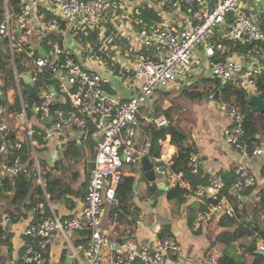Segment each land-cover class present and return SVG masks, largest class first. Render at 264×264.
Returning a JSON list of instances; mask_svg holds the SVG:
<instances>
[{
	"label": "built area",
	"instance_id": "built-area-1",
	"mask_svg": "<svg viewBox=\"0 0 264 264\" xmlns=\"http://www.w3.org/2000/svg\"><path fill=\"white\" fill-rule=\"evenodd\" d=\"M158 1L169 8L185 11L188 23L176 28L161 25L141 33L135 70L139 90L124 99L106 89L107 77L88 68L75 57L71 44L63 38L64 32H55L75 23H96L111 0H24L18 10L10 8L8 0H4L0 38L5 49L12 54L13 71L22 99L21 109L17 111L19 114L12 116L17 121L16 129L20 128L22 133L18 140H14L6 117L12 107L9 104L0 105V179L4 176L13 178L25 170L26 164L21 154L25 139L31 144L35 170L41 177L38 136L44 144H54L60 148L74 140V136L80 141L97 138L96 149L88 158L90 169L82 207L71 216L61 217L54 213L29 223L23 231L21 264H44L57 233L70 245L71 256L78 264H106L105 250L111 254L110 264H170L169 254L180 251L179 241L171 236L159 239L154 244L132 246L112 239L102 218L106 202L119 204L117 189L124 179V165H141L144 154L148 152L146 147L140 148L136 142L141 106L149 101L157 89L181 82L189 76L196 48L204 51L213 77L255 94L258 76L264 75V61L254 67H245L233 59H217L218 55L225 56L229 52L228 44L218 39V33H223V39L227 36L244 43L258 42L264 48V30L246 12L250 1L263 6L264 0ZM41 4L46 5L50 16L38 17ZM52 33L57 34L61 41L54 43L49 40L50 46L42 55L32 38L52 39L49 37ZM17 51L29 56L24 58L23 71L30 75L33 85L41 75H45L49 82L47 88H40L43 90L37 93L30 107L39 119L38 123L30 121L29 104L22 98L20 78L23 74L16 67ZM26 66L31 67L30 71L25 69ZM208 99L228 119L223 139L244 157L264 155V144L250 149L246 143L245 112L235 103L218 98L214 91L209 93ZM50 115H55L52 120L48 119ZM21 118H24V124ZM154 122L159 126L168 123L166 116L156 117ZM156 159L162 160L161 157ZM172 164L171 158L161 167L160 173L168 180L169 188L179 190L184 185V172L175 170ZM188 166L191 173L200 174L202 163L198 151L191 153ZM227 183L222 172H214L207 183L195 191L194 194L211 199L209 209L194 220L196 229L201 228L211 215H235V209L225 192ZM256 184L257 176L249 165L245 162L238 164L234 169L231 190L235 194H242ZM79 231H87L86 246L75 247L73 244L72 237ZM258 250L264 251V241L259 243ZM206 261L208 264H221L218 256H211Z\"/></svg>",
	"mask_w": 264,
	"mask_h": 264
},
{
	"label": "crops",
	"instance_id": "crops-1",
	"mask_svg": "<svg viewBox=\"0 0 264 264\" xmlns=\"http://www.w3.org/2000/svg\"><path fill=\"white\" fill-rule=\"evenodd\" d=\"M25 1L28 2L29 0ZM246 8L247 14L251 15L264 30V4L263 6L257 5L250 1ZM47 12L51 15L46 5L41 4L37 15L38 17L40 15L47 16ZM187 16L185 11L169 8L158 0H111L110 5L96 23L87 25L75 23L68 28L64 26L60 31L55 32H64L63 38L65 37L71 44L75 57L82 64L109 79L105 87L110 93L128 99L139 90L135 70L136 58L141 45V33L161 25L181 27L188 23ZM222 34L218 33V39L225 41L229 46V52L223 56L224 58L236 60L245 67H254L264 61V48L261 47L260 43L234 41L227 36H224L225 39H223ZM32 40L35 46H43L45 50H48L44 44L49 45V40L52 39L45 40L34 36ZM23 57L22 64L25 60ZM11 60L13 71L12 54ZM27 68L26 66L25 69L27 70ZM19 69L22 74L25 73L24 68L19 67ZM20 81H22L20 82L21 90L24 87L23 84L26 85L27 82L23 77L20 78ZM3 83L4 80L0 79V89L4 92L7 101L5 104H9L13 109L6 115L11 127L10 133L15 140H18L22 131L16 129L18 127L17 121L12 114H19L17 111L19 110V103H22L21 94L17 84L11 80L5 83L7 86ZM220 83L218 79H214L212 76L204 51L196 48L194 50L193 69L189 76L181 82L171 83L161 90L157 89V92L144 104L143 109H146V112L143 109L139 111L137 146L147 149L149 147V138L145 126L151 124L146 123L149 112L153 114V118H156L153 111L154 102L159 100L163 108H173L172 116L175 121H178L183 128L191 129L192 136L198 145L197 151L201 156V178L208 181L210 174L214 172L223 173L224 171H229L234 177V169L238 164L245 162L257 176V184L242 194H235L231 190L232 186L229 189L226 187L225 192L229 196L231 206L235 209V215H211L206 218L201 228L196 229L194 220L199 218L200 213L205 212L203 200L206 197L194 193L204 186V183H198L196 190H193L190 181L185 179L183 188H187V190L179 193L180 189L169 188L168 180L160 173L162 166L156 167L155 171L160 174L156 178L157 187L162 191V194L159 195L158 202L151 206L150 200H153V196L146 190L149 181L142 173V166L125 164L123 182L127 178L133 179L132 194L127 199V206L124 207V204L121 203L115 205L107 201L106 211L102 216L104 225L110 231L112 239L118 241L121 238V243L125 242L126 245L132 246L141 243L154 244L161 239L162 233L166 236L175 237L179 241L180 251L176 254H169L170 264H208L206 260L211 256L220 258L226 253L234 257L238 263H251L253 256L250 254L249 245L255 239L262 241L259 234L264 231L262 198L264 195V155L244 157L233 145L223 139V130L228 124V119L215 108V103L208 99L209 92L202 99H191L180 95L184 87L190 91L203 92L207 88L218 87L222 84ZM4 85L7 89L6 92L3 90ZM30 85L32 86V84ZM31 90L40 93L43 89L34 87ZM178 96L180 101L175 104L172 99L175 100L174 97ZM22 98H24L23 95ZM160 116L166 115L161 114ZM36 121L39 119L36 118ZM260 124L262 125L264 122L260 121ZM19 134L20 137H18ZM75 142L80 145L82 154L80 156L75 155L74 149V156L66 159L63 157V152L67 145L60 148L54 144L46 145L43 141L39 142L38 140V144H41V149L37 150L38 155L43 157V161L46 159V163H43L39 158L41 175L51 166L54 168V172L61 175L70 186L69 191L61 197L52 198L51 193L46 191L44 178L38 175L37 183L41 185L40 190L36 188L35 184L32 185L31 194L22 201L21 209H17V213L21 211L24 214L18 220L12 221L9 214L15 206L12 203L11 194L7 198L6 194L0 190V218L3 219L5 229L6 222L10 220V225L6 229L9 234H4L0 238V264H21L20 258L24 243L23 231L29 223L37 222L42 217L54 213L61 217L71 216L82 207L90 169L88 158L96 149L97 138L80 141L78 137L74 136ZM177 152L178 148L171 142V135L168 134L166 139L161 141L160 157L164 162L163 166ZM150 157L157 160L156 157ZM55 164L57 167H54ZM33 167L35 169V161ZM235 197H238L236 204L234 202ZM180 198L183 199L182 202H179ZM34 201L37 203L32 205ZM30 204L31 207L28 206ZM231 218L236 220V224L231 223ZM248 218L252 221L255 220L253 223L254 233L237 239L233 235L230 236L237 224ZM222 233H226L222 238H227V241L218 238L219 234ZM56 235L48 249L44 264H66L67 256L72 253V248L63 236L58 233ZM81 235L82 232L80 231L73 235V244L76 240H81ZM80 246L82 244L78 247ZM65 250L67 254L63 258L62 255ZM110 259L109 250H105L106 264H110ZM71 264L78 263L73 259Z\"/></svg>",
	"mask_w": 264,
	"mask_h": 264
},
{
	"label": "trees",
	"instance_id": "trees-1",
	"mask_svg": "<svg viewBox=\"0 0 264 264\" xmlns=\"http://www.w3.org/2000/svg\"><path fill=\"white\" fill-rule=\"evenodd\" d=\"M22 0H8V6L12 9L18 10L20 8ZM5 13V2L4 0H0V22L4 17ZM47 16H50V13L47 12ZM49 37L52 38V41L60 42L61 39L57 34H49ZM48 37L45 38V40ZM44 40V41H45ZM46 48H49L50 45L44 44ZM17 55L21 56V58L27 54L22 53L21 51L16 52ZM38 54L37 52H35ZM29 57V56H28ZM217 59H226L223 56H217ZM11 54L8 50L5 49L4 44L0 40V79L4 83H7L8 80H10V75L12 73V65H11ZM209 65V63H208ZM6 76V77H4ZM215 79V77H214ZM208 81V80H206ZM214 81V80H213ZM221 82V81H220ZM258 88L255 91L259 94L260 97L264 98V75L258 76ZM222 83V84H221ZM221 85H217L216 88H207L205 91H190L188 88H183L181 90V97H187L191 99L195 98H204L206 93H210V91L216 92L218 98H223L228 101H231L235 103L237 106H239L244 112H245V119H244V125H245V140L248 144L249 148H253L257 145L264 144V124H260V121L264 122V113H258L254 112L252 110V107L249 103V99L251 97V91L246 90L244 88H238L232 85L231 83H223L221 82ZM2 84V85H3ZM25 84V83H24ZM6 85V84H5ZM5 85L3 86V90L5 92L7 91ZM49 85V82L47 80V77L45 75H41L39 78V81L36 82L35 86L36 88H47ZM7 86V85H6ZM221 86V88H220ZM29 83L24 85V87L21 89L22 95L29 103V107H31L34 99L37 98L36 91H32L31 89L34 88ZM161 90V88H159ZM151 98V97H150ZM150 100V99H149ZM173 101V99H172ZM7 101L0 97V105L5 104ZM21 109V104L19 103V110ZM172 107L163 108L162 104L159 103V100H155L154 102V117H158L161 114H165L167 116L168 124H163L161 126L157 125L155 122L146 125V130L148 133L149 138V147H148V154L153 157H160L161 156V141L166 139L167 135H171V142L176 145L178 148L177 154L172 158L173 164L172 167L177 171H183L185 179L190 181L191 189L196 190L198 183H204L206 184L207 181L205 178H201V174L195 175L191 173L188 161L191 153L193 151H197L198 145L195 139L192 136L191 129H185L181 126V124L178 121H175V119L172 116ZM37 139L39 142H42V139L38 136ZM15 140V139H14ZM23 147L21 149L22 158L26 164L25 170L13 178L9 176H4L2 179H0V190L4 192L7 196V198L12 194L13 190H16V194L12 200V203L14 204L15 208L11 209L10 216L12 221H16L20 218L21 215L24 213L21 211H18L17 209H21V203L24 199H26L31 194L32 185H36V188L40 190V184L37 183V171L34 169V159L33 155H31V144L27 139L23 142ZM66 150L63 152V157L65 158H72L74 156V149L76 151L75 155L80 156L82 153V150L80 148V145L75 142L74 140H71L68 142L66 146ZM75 147V148H74ZM44 163H46V159L44 160ZM54 167H57L55 164ZM42 177L45 181V188L48 193H51V197H61L63 194L67 193L69 191V185L65 182L63 177L61 175H58L54 172V168L49 166V168L42 172ZM132 184L133 179L127 178L124 182H122L117 189V196L119 199V203L124 204V207L127 206V199L132 194ZM232 186V183L228 182L227 187ZM181 191L179 193L185 192L187 188H181ZM227 190V189H226ZM263 198V206H264V195ZM183 199L180 198L179 202H182ZM238 201V197H235V204ZM204 207L203 210L206 211L209 209L211 204V199L205 198L203 200ZM37 201H34L32 205L36 204ZM31 204L28 205L29 207L32 206ZM17 213V214H15ZM230 219V218H229ZM192 220V219H191ZM255 221V220H254ZM254 221L250 220L249 218L247 220H244L241 223L237 224L236 229L233 231L230 236H234L235 239L240 237H247L250 234L254 233V227L253 223ZM231 223L236 224V220L234 218H231ZM82 232L81 240L75 241V246H79L82 244L83 246H86L88 237H87V231H80ZM4 234H9L8 231H6L3 219L0 218V238ZM226 233L219 234V239L225 236ZM260 237L262 241H264V231H262L260 234ZM166 237L165 234H161V239ZM261 241H258L255 239V241L249 245L250 254H252L253 259L250 264H264V254L259 253L258 245ZM67 254V251H63L62 257L65 258ZM221 264H243L238 263L234 257L230 256L229 254H223L220 256Z\"/></svg>",
	"mask_w": 264,
	"mask_h": 264
},
{
	"label": "water",
	"instance_id": "water-1",
	"mask_svg": "<svg viewBox=\"0 0 264 264\" xmlns=\"http://www.w3.org/2000/svg\"><path fill=\"white\" fill-rule=\"evenodd\" d=\"M66 41L67 40L65 39V42ZM39 52L42 55L46 54V50L43 46H39ZM30 69H31V67H28L27 71H30ZM22 77L27 83H30L33 85L31 77L27 72H25L22 75ZM0 97L5 99V94L3 91H1V89H0ZM249 103H250L252 110L254 112L264 113V98L260 97L258 94H256V93L252 94L250 99H249ZM54 116L55 115H50V116H48V119L52 120L54 118ZM153 119H154L153 114L151 112H149L148 120L146 123H148V122L152 123ZM163 165H164V162L162 160H155V158H152L149 156L148 152H146L144 154L141 166H142V173L144 174V176L149 181V185L146 187V190L150 193V195L153 196V200H150L151 206L155 205L158 202V197H159V195L162 194V191L157 187V182H156V178L160 174L155 171V168L163 166ZM223 174L227 178L228 182L233 184V180H234L233 175L229 171H224ZM15 194H16V190H13L12 194H11V200H13ZM9 225H10V220H8L6 222V229H8ZM118 241L121 243L122 242L121 238L118 239ZM257 251L259 253L264 254V251H261V250H257ZM72 260H73L72 256L68 255L67 259H66V264H71Z\"/></svg>",
	"mask_w": 264,
	"mask_h": 264
},
{
	"label": "rangeland",
	"instance_id": "rangeland-1",
	"mask_svg": "<svg viewBox=\"0 0 264 264\" xmlns=\"http://www.w3.org/2000/svg\"><path fill=\"white\" fill-rule=\"evenodd\" d=\"M26 56H24L23 58H25ZM15 61H16V67L19 69V67L20 68H24V66H23V64H22V58L20 57V56H16V59H15ZM4 77H6V76H4ZM10 80H11V82H14L15 84H17V80H16V78H15V74H14V71H12V73H11V75H10ZM20 82H22V81H20ZM23 84V83H22ZM23 86H24V84H23ZM157 91H155V93H156ZM154 93V94H155ZM180 97L178 96V97H174V99L175 100H173L174 102H175V104L176 103H178L179 101H180V99H179ZM29 104V103H28ZM145 105H143V106H141V108H140V111H141V109H143V107H144ZM145 112H146V109H143ZM29 119H30V121L32 122V123H38V121H36V118H35V115L32 113V110H31V108L29 107ZM21 121H22V123L24 124V118H21ZM13 122V121H12ZM21 123V124H22ZM14 125H15V123H14ZM19 130L21 131V129L19 128ZM18 137H20V134L18 135ZM41 149V144H38L37 145V150H40ZM39 158H40V161H43V157L40 155L39 156ZM67 159V158H66ZM43 163H44V161H43ZM172 237V236H171ZM222 240H224V241H227V238H225V239H223L222 238ZM229 240V239H228ZM68 248H69V246H68Z\"/></svg>",
	"mask_w": 264,
	"mask_h": 264
}]
</instances>
